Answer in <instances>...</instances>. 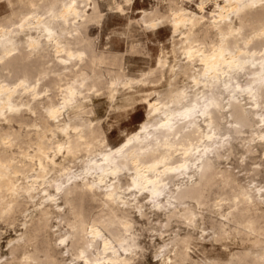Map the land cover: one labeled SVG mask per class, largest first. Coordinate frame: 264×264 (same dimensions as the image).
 <instances>
[{
    "label": "bare ground",
    "instance_id": "1",
    "mask_svg": "<svg viewBox=\"0 0 264 264\" xmlns=\"http://www.w3.org/2000/svg\"><path fill=\"white\" fill-rule=\"evenodd\" d=\"M5 1L12 9L11 18L18 20L12 23L10 19L11 25L0 23V122L8 126L7 131L0 132V221H8L28 201L34 209L14 242L10 239L6 243L9 256L0 264H66V257L72 256L82 264H132L140 246L130 213L135 211L146 219L145 199H149L150 213L162 214L167 222L185 218L186 226L194 229L204 215L196 221L189 217L190 207L181 208L180 203L185 199L197 201L217 186L222 190L236 187L238 194L227 204L220 200L202 209L210 216L212 240L229 239L230 233H225L234 230L248 246L229 254L226 260H205L202 264H264V191L257 194L236 184L225 170H221L219 181L211 182L218 162L231 153L237 141L248 140L239 134L257 125L260 121L253 116L264 111V0H198L195 12L186 6L175 8L168 26L177 36L167 52L172 63L180 58L174 66L166 56L158 57L157 73L151 69L152 73L142 79L125 75L119 80L108 78L95 91L84 80L76 82L78 85L69 80L66 82L73 85L61 89L59 101L50 88L30 82L29 76L51 47L57 59L69 63L65 67L69 73H62L60 82L81 77L89 54H93L90 63L99 61L102 55L93 53L90 41L81 46L86 27L100 12L98 3ZM209 2L213 9L207 14ZM114 8L124 10L119 3ZM148 15L143 11L135 23L150 28L157 25L156 20L162 23L166 18L163 14L156 18ZM254 24L261 26L247 34ZM70 44L80 47L73 45V49ZM259 45L263 49L257 48ZM114 60L116 63V59L110 61ZM183 78L190 81L179 86ZM161 81V90H142ZM103 91L113 110L124 111L134 105L139 92L148 109L146 121L115 146L105 142L100 120L91 118L92 99ZM250 99L254 103L247 107ZM255 104L258 109L253 108ZM227 117L239 127H230L229 138L222 139L221 119ZM12 123L19 129H12ZM241 147L245 153H253V145ZM80 153L84 159H79ZM175 178L185 182L178 191L169 187ZM86 199L99 202L101 222L85 226L84 209L88 208V214L90 207L84 208ZM165 200L170 207L165 206ZM200 204L207 206L208 202ZM95 214L90 216L95 218ZM58 216L68 228L63 248L56 244V233L47 228ZM119 230L124 233L121 237L116 236ZM172 246L173 256L163 253L162 264L193 262L188 237L173 240Z\"/></svg>",
    "mask_w": 264,
    "mask_h": 264
},
{
    "label": "rangeland",
    "instance_id": "2",
    "mask_svg": "<svg viewBox=\"0 0 264 264\" xmlns=\"http://www.w3.org/2000/svg\"><path fill=\"white\" fill-rule=\"evenodd\" d=\"M95 1L99 5L100 12L96 16V19H95L96 21L94 20L86 27L85 32H84L85 36L83 35L86 39L84 38L85 40L83 44H81V46H84L86 42L90 41L91 45L94 47L93 53H95L96 55H100V56L102 55L101 58H98L99 61L102 62V64L100 63L98 64L99 61L95 63H90V61L93 60V54H89L90 52L88 51L87 54H89V58H88L89 64L82 72L83 73L82 76L84 78H82V76L81 77L77 76L75 77V79L74 77L73 78L71 77L66 80H62L61 81L62 83H61L59 80V77L62 73H69V70L65 68L66 66L69 65V63L62 62L61 60L57 59L58 55L54 53L55 49L51 47L44 54L45 57L42 56L43 58L41 57L37 60L38 62L34 64L35 70L32 72V74L33 73L34 74L33 75L31 74L29 76L30 82L32 81L34 83H38V86L40 87L46 86L48 89L50 88L49 90H51V92L54 94L55 101L60 100V97H61L60 91L62 88L64 90L66 89L64 88L66 86L73 85L74 83L76 85L77 84L76 82H78L79 80L80 81L84 80L83 81L84 84H86L89 88H91L90 89L91 91L93 90L95 91V89H97V86L103 85V84L105 85L109 81V79L111 80L113 77H115L113 78V80L114 79L119 80L120 78L123 79L124 75L126 77L128 76L127 78L142 79L143 77L145 78L147 75L150 74L149 71L151 69H152L151 70L152 72L153 70H155V72L153 73H157V70L160 67L159 59H165L167 57L170 60L169 61L170 65H172L173 63H177L178 60L180 59L179 57H178L179 59L176 58L177 60L174 59L173 61L175 62L172 63L171 61L172 58H170L171 55L169 53L168 54L170 56L167 54V52L170 50V44L172 45L173 39L176 38L175 36H177L176 33L171 32L170 27L168 26L170 16L172 15V10L180 6H186L188 10L195 12L197 11L196 2H198V0H173L170 3L168 2V0H128L129 2H126V0H108V1L107 0H95ZM106 1L111 6L107 5ZM117 3H119L122 6V8L124 9L123 12H119L114 8L115 4ZM121 3L124 5H122ZM169 4H170V7H168ZM13 7L15 8L16 5H14ZM157 9L159 10V13L155 14L154 11H156ZM212 9H213V5L211 2L206 4L205 12L207 14ZM143 11L146 13L148 12L149 14L148 17L156 18L159 15L163 14L165 15L166 18L163 20L162 23H161V20H156V23H157L156 26L147 28L146 25L144 24L135 23L141 18ZM11 12H12V9L7 4V2L5 0H0V23L1 24L11 25L13 22H16L18 20V18H11ZM10 19L13 20L12 23H9ZM4 20H6L7 23ZM131 22H132V25H130ZM253 26H252L253 28L252 27L248 28L247 34H250V33L253 34V31L251 30H254L255 27L261 26V24H254ZM70 46L71 48L80 47V45H77V44H72V45L70 44ZM257 48L263 49V47L260 45L257 46ZM177 50H178V47H177ZM53 58L56 59L55 62ZM113 59L117 60L116 63H115V60L113 63L110 61V60L113 61ZM109 62H111L112 65H110L111 63ZM77 68H78V65L77 67L72 66L71 70H76ZM175 68H177L176 64H175ZM110 72L115 73V74H110ZM2 75L6 76L7 75L6 71H4ZM48 79L49 80L51 79V82L53 79V82L52 83L49 82ZM69 80L70 81L72 80L71 83L73 82L74 83L73 84L68 83ZM183 80L184 81L181 80V82L179 81L178 83L180 84L179 86L181 85L185 86L190 81V79L187 80V78H183ZM243 80L244 79H241V82H243ZM101 81H103L104 83L102 84ZM153 83L151 85L149 84L148 87L142 88V90H148L152 88L161 90L164 88V81H161L160 84L159 82L158 83L153 82ZM58 88H59V91H58ZM151 92L153 91L151 90ZM141 95H142L141 92L136 93L135 98L137 99V101L135 102L134 105H132L131 107H127L126 110L124 111L123 110H113L109 107V101H108L105 91L101 92L100 95L93 97L92 99L93 115L91 118L93 120H100V126L105 135L103 137L107 139V140L105 139V142L107 141L111 146L117 145L123 140L125 134L132 133L138 127L139 124L143 123L144 120L146 121L147 119L146 111H148V109L145 108V105L142 104V102L140 101L139 98ZM247 103H248L247 107H250L248 105L249 103H254V99H250V101H247ZM257 106L258 105L255 104L253 105V108L258 109ZM253 118L255 120L258 119L260 122H258L257 125L254 124L250 129H244V133L239 134L240 138L242 137L248 138V140H244V141L240 140L241 141L240 143L237 141L233 145V149L231 153L225 155L218 162L217 164L218 166H216L218 170H216V172L214 173L215 175L212 176L211 182L219 181L223 175V173H220L221 170L222 171L225 170L227 171V173H230L231 178L235 180L236 184H240L241 186L248 188V189H253L256 191L257 194H259L258 193L259 191H262V190L264 191V171H263L264 169L263 167L264 166V131L261 130V127L262 129L264 127V122L262 121V119L264 118V111L263 110L259 111V113L254 115ZM31 119H34V117L32 116ZM28 122L30 123L31 121L29 120ZM221 122H222L221 123L222 127L220 128V135L221 134L223 135L221 137L222 139L229 138V134H227V132L230 130V127L233 128V125L234 127H239V125H237L236 123L231 122L230 117L221 119ZM1 124H2V127H1ZM1 124H0V132L7 131L8 126L5 123H1ZM11 127L14 130L19 129L16 123L14 124L12 123ZM14 144L16 145L17 143L15 142ZM247 144L253 145V153H252L253 156L252 154L245 153L244 149L241 147V146L247 147L248 146ZM235 145L236 146L238 145V146L235 147ZM15 147L14 149H16ZM78 157L79 159H84V155L82 153H80ZM262 167L263 169H261ZM181 179L175 178L171 180L169 187H171L172 190L174 191H178L179 188L183 186V184L185 183V182L183 183L184 180L181 181ZM189 179L191 180L192 176ZM175 181L177 183H174ZM217 187L219 188V186ZM218 188L214 187L206 196L204 195L203 198L201 197L197 201L194 199H185L180 203L179 207L181 208L190 207L191 209V212L189 215L190 218H193L197 221V219H199L201 215H204V218L201 221H198L194 229L188 228L186 226L187 220L185 218H182L180 220H171L167 222L165 217L162 214L154 213V212L150 213L151 211L150 205H148V202H147L149 201V199H145L144 201L146 202L144 203L145 204L147 203L145 206V211H146V215L148 216L147 218L149 221L147 220V218L145 219V217L142 218V217H139V215L137 216V213L135 211H132L130 213V216L133 219V224L135 223L133 225L134 230L135 232L138 231L136 232V234L138 235L137 241L140 246L139 255L132 264H162L161 256L163 255V253L167 252L168 256L170 257L173 256L172 241L178 240L184 237L189 238V244H190L189 254L191 258L193 259L192 263H186V264H202L203 261L212 260V259L226 260L229 254L240 252L245 247H247L248 244L246 242L242 244L240 236L234 235L235 233L234 230H229L227 233H225V235H228L230 233L229 235H231V237H229V239L228 238H225V239L215 238L214 240H212L214 236L213 238L212 236H210V235H213L212 233L213 229H211V223L209 221L210 216L203 210L206 209L208 205L209 207L212 206V204L215 206V204L219 203L218 201L220 200L221 201L224 200L225 204H227L228 200L230 202L231 198H232L231 200L234 201L236 200L234 199L235 196L238 194V189L236 187H232V188L228 187L223 190L218 189ZM168 198L170 197L168 196ZM205 198H206V201L208 202L207 206L200 204L202 202L206 204V201L204 200ZM166 200L164 201L165 206L170 207V205L166 203ZM170 201L175 202L174 199L173 200L171 199ZM92 203L94 206H91ZM97 203L96 201H91L89 199H86L84 201V208L89 207L90 205L88 214L90 211L92 215L95 213H97L98 215L97 216L95 214V218L92 215L90 216L91 213L89 214L90 217L87 216L88 208L87 209L85 208L84 209V212H85L84 215L86 216L85 226H88L90 222L92 223V222L97 221L99 223L101 222L100 220H103L100 217L101 215L100 212L102 209L99 206L100 205L99 202ZM31 206H32L31 201H28L26 204H24L21 207V210H18V212L14 214L8 221H0V263L1 261L6 260V258L9 256L8 244L6 243L10 239H12L11 241L14 242V238L20 234V229L24 227V226L22 227V225L29 220V217H27V215L31 214V212L34 209L33 206L32 207ZM158 208H160V206H158L157 209ZM58 217H54L55 219L54 218L51 219L49 221L50 223H48L47 228L50 231H53L56 233L54 237L56 244L63 248L65 240L68 239V236H69L67 233L68 228L65 227L66 224L64 223V220L62 221V219ZM119 231L116 232L117 237H121L124 234L121 231H120L121 233H119ZM206 237L207 239L208 238L209 239L208 240L205 239ZM180 242L183 243V241H180ZM240 242L242 245L240 244ZM242 246H245V247L242 248ZM63 253L64 255H66L67 250L64 249ZM213 255H215L217 258ZM58 258L60 259L59 256ZM64 263L82 264L78 260H75L73 256L71 258L66 257ZM168 264H174V262L173 261L168 262Z\"/></svg>",
    "mask_w": 264,
    "mask_h": 264
}]
</instances>
